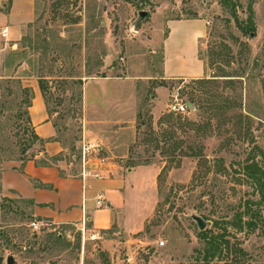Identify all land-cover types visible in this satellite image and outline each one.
I'll return each instance as SVG.
<instances>
[{
    "label": "rangeland",
    "instance_id": "374dc122",
    "mask_svg": "<svg viewBox=\"0 0 264 264\" xmlns=\"http://www.w3.org/2000/svg\"><path fill=\"white\" fill-rule=\"evenodd\" d=\"M32 1L34 15L17 40L2 35L14 22L0 15V171L40 151L29 146L26 114L35 84L74 169L86 140L125 171L149 173L129 191L142 208L140 230L115 224L104 234L131 240L115 260L92 230L35 229L31 205L5 196L0 182V264L9 255L18 264H121L130 249L137 264H264V202L244 170L252 162L264 169V0ZM13 2L0 0V12ZM141 10L149 14L134 25ZM193 17L207 24L199 53L205 74L166 80L168 21ZM177 96L195 109L171 112ZM193 214L205 218L209 238L223 241L209 260Z\"/></svg>",
    "mask_w": 264,
    "mask_h": 264
},
{
    "label": "crops",
    "instance_id": "0c3cea01",
    "mask_svg": "<svg viewBox=\"0 0 264 264\" xmlns=\"http://www.w3.org/2000/svg\"><path fill=\"white\" fill-rule=\"evenodd\" d=\"M35 7L32 0H14L6 12H0L12 26L4 23L2 29L9 28L7 36L15 33L11 40L22 36V26L32 20ZM168 31L164 39L163 72L164 79H192L205 74V64L200 57L201 41L207 35L204 19L181 18L168 21ZM34 97L29 107V115L35 132L45 142L44 149L33 159L23 162L15 159L4 162L0 171L2 192L11 199L21 198L31 205L34 216L56 226L75 225L78 228L86 218L93 232H98L101 243L109 249L112 258L118 257L122 245L130 246L131 240L121 241L116 237L104 236L115 224L124 231H139L137 216L142 208H135V197L130 202V194L137 187L144 186L140 179L148 170L138 171L135 167H124L115 162L111 174L105 178H82L80 168L74 169V162L62 157L50 164L37 162L46 154L55 156L64 150L57 138V130L49 119L45 99L33 84ZM114 156V155H113ZM115 157V156H114ZM133 187L129 194L130 188ZM103 194L104 203L97 204V196ZM28 200H32L30 203ZM135 252L129 250L122 255L123 263L137 264ZM115 260V259H114ZM118 264V263H117Z\"/></svg>",
    "mask_w": 264,
    "mask_h": 264
},
{
    "label": "built area",
    "instance_id": "2783aa9c",
    "mask_svg": "<svg viewBox=\"0 0 264 264\" xmlns=\"http://www.w3.org/2000/svg\"><path fill=\"white\" fill-rule=\"evenodd\" d=\"M9 28L8 26L2 29V35L6 37L8 35ZM190 110L189 104L179 99L177 96L175 100L170 104V111L173 113H186ZM74 159L79 160L80 173L79 175L82 178L87 177H96V178H105L111 174V170L115 167L116 159L113 155H106L102 153V146L99 144L88 143L86 140H83L78 154L73 156ZM103 194L97 196V204L102 205L104 203ZM32 226L35 229H40L43 226L51 225L49 222L44 220H34ZM83 234H86L87 230L90 228L87 225L86 218L83 219L82 225L79 228ZM92 239L99 238L98 232H93ZM164 244V242H161Z\"/></svg>",
    "mask_w": 264,
    "mask_h": 264
},
{
    "label": "trees",
    "instance_id": "16d2710c",
    "mask_svg": "<svg viewBox=\"0 0 264 264\" xmlns=\"http://www.w3.org/2000/svg\"><path fill=\"white\" fill-rule=\"evenodd\" d=\"M251 29H254V26L251 25L250 26ZM104 75V74H103ZM40 86H41V89L42 91L44 92V85H43V82L40 80ZM22 89L27 90L29 91L30 89L28 87H22ZM193 104L196 105V103L193 101L192 102ZM32 104V99L30 98L28 100V108L26 110V114L28 116V119H30V115H29V107L31 106ZM45 142V139L41 138L34 130L33 126L31 127V140L29 141V146H32L34 144H40V142ZM44 149L43 146H40V150L42 151ZM26 149H24V152H25ZM36 154L32 155L31 157H25V158H22L23 162H26L28 159H33L34 156ZM62 154H58V155H55V156H49L48 154H46L43 158L37 160V162H42L44 164H50L51 162H55L59 159H62ZM77 160V159H75ZM244 170L246 172V174L248 176H250L252 179H253V182L255 184V187L257 188V191L260 193L261 195V198H260V201H263L264 202V169L261 168L257 163L255 162H252L250 164H247L245 167H244ZM30 203H33L32 200H28ZM32 213V212H31ZM32 215H34L32 213ZM239 218V222L238 224L243 227V223H242V214H240L238 216ZM38 218V217H37ZM41 219V218H39ZM247 225L249 226H256L257 223L254 222V220H251L247 223ZM201 233L206 236V238L208 239V246L205 248V253H204V257L209 260L210 258L214 257L217 253H221L222 251V245H223V241L222 240H219L215 237L213 238H209V234H208V231L207 230H204V231H201ZM57 240H61V237L58 235L56 236ZM2 261V259H1Z\"/></svg>",
    "mask_w": 264,
    "mask_h": 264
},
{
    "label": "water",
    "instance_id": "95a60500",
    "mask_svg": "<svg viewBox=\"0 0 264 264\" xmlns=\"http://www.w3.org/2000/svg\"><path fill=\"white\" fill-rule=\"evenodd\" d=\"M148 14H149V12L147 10L139 11L138 18L135 20L134 25H137L138 23L145 20L147 18ZM253 35L254 34L252 33V36ZM188 104L192 110L195 109V106L192 102H189ZM192 217L196 220L200 230L206 229L207 221L205 220V218H203V216L198 215V214H193ZM6 264H18V263H17V260L15 259L14 255H9L7 257V260H6Z\"/></svg>",
    "mask_w": 264,
    "mask_h": 264
}]
</instances>
